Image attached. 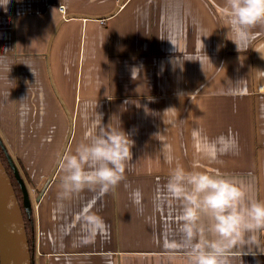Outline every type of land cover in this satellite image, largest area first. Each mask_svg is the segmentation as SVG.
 <instances>
[{
	"label": "crops",
	"instance_id": "obj_1",
	"mask_svg": "<svg viewBox=\"0 0 264 264\" xmlns=\"http://www.w3.org/2000/svg\"><path fill=\"white\" fill-rule=\"evenodd\" d=\"M114 5L0 0V126L14 123L15 110H63L45 67L50 33L64 13L102 15ZM223 5L125 0L108 19H69L59 26L50 68L73 116L64 157L97 113L104 125L119 119L133 141L132 160L114 190L85 189L68 197L59 196L60 165L56 181L33 206L41 254L34 253L33 264H168L155 240L174 220L162 191L157 199L170 170L164 159L169 147L185 167L198 150L208 153L201 162L210 171L243 177L264 199V37L255 45L258 52L237 51ZM88 213L100 215L107 229L85 244L81 221ZM254 251L241 257L243 264H264V247Z\"/></svg>",
	"mask_w": 264,
	"mask_h": 264
},
{
	"label": "clouds",
	"instance_id": "obj_2",
	"mask_svg": "<svg viewBox=\"0 0 264 264\" xmlns=\"http://www.w3.org/2000/svg\"><path fill=\"white\" fill-rule=\"evenodd\" d=\"M230 39L237 51H246L264 37V0H224ZM261 29L255 31V29ZM258 52V51H257ZM264 59V57H261ZM264 75V71H261ZM97 119L83 133L74 151L62 159L59 196L85 189L107 193L125 180L131 165L133 141L119 119L107 125ZM170 166L162 190L163 201L174 211L173 225L155 242L168 264H235L244 255H256L264 247V199L253 195L250 181L235 174L210 171L202 160L209 154L198 150L189 167L179 162L170 147L165 152ZM82 242L87 244L107 229L96 213L83 215Z\"/></svg>",
	"mask_w": 264,
	"mask_h": 264
},
{
	"label": "water",
	"instance_id": "obj_3",
	"mask_svg": "<svg viewBox=\"0 0 264 264\" xmlns=\"http://www.w3.org/2000/svg\"><path fill=\"white\" fill-rule=\"evenodd\" d=\"M124 2L125 0H115L113 8L108 13L102 15L82 13L65 14L64 9H59V12L64 14L57 21L50 33L44 52V58L47 77L53 94L66 116L67 131L57 156L52 160L51 166L46 175L41 178L43 181L39 184V187L35 185L36 192L35 190H30V187L27 186L23 178H21L18 172V167H16L13 163V159L15 156L20 157L21 159L22 154H17L15 152L16 149L29 146V143H24V140H30L31 135L34 133L35 136H38L39 132L44 129L42 124L46 117H44L45 115L42 111L45 110H34L35 114L33 116H31L32 113H30L29 110H15V117H13L14 123H12L11 126L9 125L8 128L4 126L6 127L4 131L0 126V150L2 157L7 160L8 164L12 168L14 178L22 194V208L26 213L25 220L23 218L22 209L17 200L16 193L0 157V264H33L34 253L37 252L38 256H41V254L36 250L35 237L32 239L31 246L28 243L25 223L28 220L31 222L34 221L32 214L33 206L37 205L41 201L49 185L56 181L57 171L61 165L73 133L72 112L60 96L51 73L50 49L53 38L59 26L65 20L86 19L102 21L114 16L123 6ZM29 122L31 123L29 124ZM33 145L34 144H31L30 148H32ZM27 149L28 148L26 147L25 150ZM31 157L32 159L35 158L34 156ZM29 178L33 180L32 174L29 175Z\"/></svg>",
	"mask_w": 264,
	"mask_h": 264
},
{
	"label": "rangeland",
	"instance_id": "obj_4",
	"mask_svg": "<svg viewBox=\"0 0 264 264\" xmlns=\"http://www.w3.org/2000/svg\"><path fill=\"white\" fill-rule=\"evenodd\" d=\"M45 111H42L45 115L44 117H46L42 124L44 129L39 132L38 136H35L34 133L31 135L30 140H24V143L28 142L29 146L16 149L15 152L17 154H22L21 159L16 156L13 159V163L18 167L21 178L30 187V190H35V192V185L39 187V184L43 181L41 178L46 175L52 160L57 156L67 131V120L63 110ZM29 112L32 113L31 116L35 114L34 110H29ZM1 129L4 131V126H1ZM31 144H34L32 148H30ZM26 147L28 148L27 150H25ZM31 156L35 158L32 159ZM6 163L8 164L7 160ZM8 166L12 170L9 164ZM30 174H32L33 180L29 178Z\"/></svg>",
	"mask_w": 264,
	"mask_h": 264
},
{
	"label": "trees",
	"instance_id": "obj_5",
	"mask_svg": "<svg viewBox=\"0 0 264 264\" xmlns=\"http://www.w3.org/2000/svg\"><path fill=\"white\" fill-rule=\"evenodd\" d=\"M1 161H2V163L6 169V172H7L8 176L10 178V181L12 183L13 189L16 193L17 200H18V202L21 206V209H22L23 218L26 220V213L24 212V210L22 208V194H21L20 188H19V186H18V184L14 178L12 170L9 168L8 164L6 163V160L2 156H1ZM22 171H23V169H22ZM34 230H35L34 222H31L30 220L26 221L25 231H26L27 240H28V243L30 246L32 244V239L35 237Z\"/></svg>",
	"mask_w": 264,
	"mask_h": 264
},
{
	"label": "flooded vegetation",
	"instance_id": "obj_6",
	"mask_svg": "<svg viewBox=\"0 0 264 264\" xmlns=\"http://www.w3.org/2000/svg\"><path fill=\"white\" fill-rule=\"evenodd\" d=\"M2 156L1 150H0V157Z\"/></svg>",
	"mask_w": 264,
	"mask_h": 264
},
{
	"label": "snow or ice",
	"instance_id": "obj_7",
	"mask_svg": "<svg viewBox=\"0 0 264 264\" xmlns=\"http://www.w3.org/2000/svg\"><path fill=\"white\" fill-rule=\"evenodd\" d=\"M214 154V153H213Z\"/></svg>",
	"mask_w": 264,
	"mask_h": 264
}]
</instances>
